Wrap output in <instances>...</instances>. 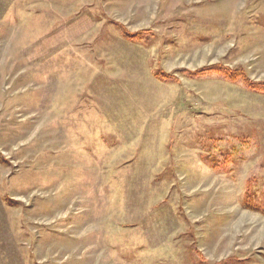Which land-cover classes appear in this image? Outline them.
<instances>
[{
	"label": "rangeland",
	"instance_id": "1",
	"mask_svg": "<svg viewBox=\"0 0 264 264\" xmlns=\"http://www.w3.org/2000/svg\"><path fill=\"white\" fill-rule=\"evenodd\" d=\"M211 65L264 82V0H0V264H264V94Z\"/></svg>",
	"mask_w": 264,
	"mask_h": 264
},
{
	"label": "trees",
	"instance_id": "2",
	"mask_svg": "<svg viewBox=\"0 0 264 264\" xmlns=\"http://www.w3.org/2000/svg\"><path fill=\"white\" fill-rule=\"evenodd\" d=\"M130 37H135L134 35H129ZM209 74H215L222 77L224 80L229 82H236L238 80L243 81L244 87H246L251 92L256 94H264V82H252L250 81L241 71L231 70L227 67L221 65H211L203 67L196 72H191L188 74L190 77H199ZM166 78H169L166 76ZM254 193L251 191L250 184L245 193L242 206L250 211H254L264 216V192H260L258 199H254Z\"/></svg>",
	"mask_w": 264,
	"mask_h": 264
}]
</instances>
